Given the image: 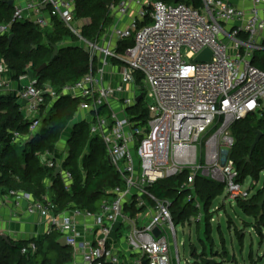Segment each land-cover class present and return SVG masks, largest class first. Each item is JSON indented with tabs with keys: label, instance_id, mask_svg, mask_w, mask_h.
Returning <instances> with one entry per match:
<instances>
[{
	"label": "built area",
	"instance_id": "2783aa9c",
	"mask_svg": "<svg viewBox=\"0 0 264 264\" xmlns=\"http://www.w3.org/2000/svg\"><path fill=\"white\" fill-rule=\"evenodd\" d=\"M242 1L248 7L228 0H117L109 7V26L94 41L80 33L89 20L76 18L75 0H19L10 21L0 22V36L8 37L14 22L48 27L56 19L90 54L89 72L58 92L34 76L21 89L28 132H14L13 141L34 135L47 97L78 100L90 137L101 140L120 183L105 190L96 210L69 204L56 211L48 192L40 200L15 189L4 194L17 211L46 222L44 235L56 230L64 237L68 264H181L173 199L152 191L162 180L186 174L175 191L188 194L187 201L195 199L190 190L197 176L221 183L230 200L248 197L231 158V126L264 111V69L253 62L264 51V0ZM205 48L210 61H196ZM7 72L0 59V74ZM8 88L0 78V92ZM145 90L155 111L135 120L127 110ZM39 157L46 167L60 168L69 190L73 177L64 160L49 152ZM35 248L31 241L21 252Z\"/></svg>",
	"mask_w": 264,
	"mask_h": 264
},
{
	"label": "trees",
	"instance_id": "16d2710c",
	"mask_svg": "<svg viewBox=\"0 0 264 264\" xmlns=\"http://www.w3.org/2000/svg\"><path fill=\"white\" fill-rule=\"evenodd\" d=\"M116 1L75 0L76 18L89 20L88 24L79 25L84 38L92 41L100 39L111 22L109 7ZM12 13L13 6L8 4V0H0V22L10 21ZM11 32V40L0 36V59L5 60L13 78L30 70L39 84L49 83L58 92L62 86L77 82L90 70L89 52L76 44L78 37L56 19L48 27L27 21L14 22ZM52 44L58 46L57 55L36 73V68L49 61ZM253 62L264 69V59L260 60L256 55ZM140 101L128 108L127 113L131 118L143 121L147 112L144 108L140 110ZM49 102L47 97L40 107L41 124L30 142L25 143L13 141L14 132H28L29 121L24 119L20 104L14 98L0 97V193L15 189L29 192L40 200L48 192L56 211L65 209L69 204L96 210L105 190L119 184L120 179L106 160L101 140L90 137L85 121L71 126L66 142L67 157L62 162V168L73 177L69 190L59 175L54 176V169L41 162L39 155L55 152L56 143L70 124L78 105V100L61 96L46 111ZM259 114L261 117L257 118ZM257 131L261 132V136L251 151ZM231 133L235 138L231 158L239 170L240 180L244 181L247 177L257 180L262 175V189L246 199L236 200L237 206L245 214L255 218L254 227L260 233L261 226L264 225V202L261 207L258 206L264 193V111L248 114L235 121L231 126ZM185 175L162 180L152 187L157 196L173 199L171 213L174 223H185L190 217H197L200 213L199 207L194 203L195 199L183 202L186 194L177 195L175 191L176 182L180 183ZM194 191L202 210L211 211L213 200L223 192V185L197 176ZM206 218L211 219L208 215ZM58 238L56 230L40 239L9 238L8 242L0 235V264H68L71 261V250L68 246H61L57 242ZM31 241L35 243V251L22 253V248ZM193 264H199V261H194Z\"/></svg>",
	"mask_w": 264,
	"mask_h": 264
},
{
	"label": "rangeland",
	"instance_id": "374dc122",
	"mask_svg": "<svg viewBox=\"0 0 264 264\" xmlns=\"http://www.w3.org/2000/svg\"><path fill=\"white\" fill-rule=\"evenodd\" d=\"M76 44L82 45L79 42ZM256 55L258 59H264V51H257ZM25 76L31 79L32 71L28 70ZM140 102V110L144 108L147 116H152L155 103L148 97L146 90ZM61 144L59 141L56 143L54 153L58 156L62 153ZM244 187L250 197L262 189V175L257 180L245 178ZM190 194L195 198L194 203H199L200 216L190 217L185 223H175L181 264H193L194 261L203 264L208 259L220 264L264 263V225L259 233L254 227L255 218L245 214L234 200L227 198L224 190L213 200L211 211L202 210L194 189L190 190ZM187 200L188 194L184 196L183 202ZM207 215L210 220L206 218Z\"/></svg>",
	"mask_w": 264,
	"mask_h": 264
},
{
	"label": "crops",
	"instance_id": "0c3cea01",
	"mask_svg": "<svg viewBox=\"0 0 264 264\" xmlns=\"http://www.w3.org/2000/svg\"><path fill=\"white\" fill-rule=\"evenodd\" d=\"M12 1V5L19 0H8ZM234 5L241 6V7H248V3L242 1V0H228ZM121 50V48L119 49ZM0 78L6 79L9 81V88L5 91L0 92V97H11L16 100L17 103H21V98L19 97V93L23 87L28 85L30 82V79L28 76H25V74L20 75L18 78H13L12 73H1ZM54 103V101L49 102L47 105V109ZM24 105V104H23ZM20 104V109L23 106ZM86 116V113L84 111H81L77 108L73 118L71 119L70 124L67 126V128L63 131L59 143L61 144V151L62 153L58 156L55 153L54 156L57 158V160L62 161L67 157V147L66 142L68 137L71 133V126L75 123H79L81 121H84ZM47 183L49 181L47 180ZM5 193H0V235L5 234L8 236V238L14 239V240H28V239H36L35 236H38V238H42L44 235V232L47 228L46 222L39 217L38 215H27L23 212L17 211L12 204V201L9 197L5 199L4 197Z\"/></svg>",
	"mask_w": 264,
	"mask_h": 264
},
{
	"label": "water",
	"instance_id": "95a60500",
	"mask_svg": "<svg viewBox=\"0 0 264 264\" xmlns=\"http://www.w3.org/2000/svg\"><path fill=\"white\" fill-rule=\"evenodd\" d=\"M8 4H9V5H12V1H8ZM43 8H44V6H43ZM12 37H13V34L11 33V34L8 36V39L11 40ZM51 46H52V53H51V55H50V59H49V61H48L47 63H43V64L40 65L38 68H36V70H35L36 73L40 72L43 68H45V67L48 65V63L52 62V60H53V59L55 58V56L57 55V52H58V46H57L56 44H52ZM211 55H212V52H211L208 48H205V49H204L199 55H197V56L195 57V60H196V61H210V59H211ZM142 97H143L142 94H140L139 96H137V98H136V102L138 103V102L142 99ZM20 104H21V105L25 104V101H24V100H21V103H20ZM260 136H261V132H260V131H257L256 136H255V138H254V141H253V143H252V145H251V151H252V149L254 148V146L258 143V141H259V139H260ZM32 138H33V135H30L29 138L25 141V143L30 142V140H31ZM251 151H250V153H251ZM59 170H60L59 167H56V168L54 169V173H53L54 176H57V175H58ZM263 202H264V193H263L262 199H261L260 202L258 203V206L261 207L262 204H263ZM23 204H25V202H24ZM117 226H118V223H114V225L112 226V229H111V236H112V237L115 236V230H116ZM155 234H156V235L158 234L157 230H155ZM1 236H2V238H3L4 240H6L7 242L9 241V238H8L7 235L2 234ZM57 242H58L61 246H63V247L66 246L65 239H64L63 236L59 237L58 240H57ZM203 264H215V261H214V260H211V259H208V260H206Z\"/></svg>",
	"mask_w": 264,
	"mask_h": 264
}]
</instances>
